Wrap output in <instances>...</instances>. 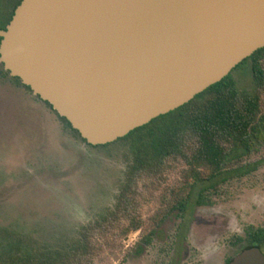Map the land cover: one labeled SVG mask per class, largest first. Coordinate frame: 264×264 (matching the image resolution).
<instances>
[{
    "label": "water",
    "instance_id": "95a60500",
    "mask_svg": "<svg viewBox=\"0 0 264 264\" xmlns=\"http://www.w3.org/2000/svg\"><path fill=\"white\" fill-rule=\"evenodd\" d=\"M264 46V0H20L0 63L92 146L189 101ZM229 264H264L256 246Z\"/></svg>",
    "mask_w": 264,
    "mask_h": 264
},
{
    "label": "rangeland",
    "instance_id": "374dc122",
    "mask_svg": "<svg viewBox=\"0 0 264 264\" xmlns=\"http://www.w3.org/2000/svg\"><path fill=\"white\" fill-rule=\"evenodd\" d=\"M16 2L0 0V28ZM231 74L239 88L251 87L248 63ZM14 79L0 71V249L7 254L72 239L81 225L112 208L126 167L123 141L85 143L47 103ZM262 106L264 112V95ZM241 162L248 170L217 184L208 193L210 203L198 211L220 216L214 225L223 224L224 237L247 227L264 228V146ZM168 178L178 180V171ZM150 201L147 207L153 211ZM204 227H196L200 237H208L206 229L201 231ZM139 235L137 229L123 237L120 250L105 249L97 264L122 262L123 251ZM148 259L124 258L122 264H150Z\"/></svg>",
    "mask_w": 264,
    "mask_h": 264
},
{
    "label": "trees",
    "instance_id": "16d2710c",
    "mask_svg": "<svg viewBox=\"0 0 264 264\" xmlns=\"http://www.w3.org/2000/svg\"><path fill=\"white\" fill-rule=\"evenodd\" d=\"M246 63L252 85L241 89L231 73ZM263 95L264 46L186 103L115 140L126 145V167L111 209L53 247L8 254L0 249V264H97L105 249L120 250V240L130 232L139 229V241L148 242L168 213L210 203L209 191L229 175L248 170L241 161L264 146ZM176 170L178 180L169 182ZM150 200L153 211L147 207ZM246 236L264 244V228H250Z\"/></svg>",
    "mask_w": 264,
    "mask_h": 264
},
{
    "label": "flooded vegetation",
    "instance_id": "af4514ba",
    "mask_svg": "<svg viewBox=\"0 0 264 264\" xmlns=\"http://www.w3.org/2000/svg\"><path fill=\"white\" fill-rule=\"evenodd\" d=\"M19 2L20 0H17L16 4L13 6L12 13ZM0 71L12 79L15 78L3 68L1 63ZM18 83L22 84L20 80ZM22 85L26 86L24 84ZM27 89L32 94L31 90L29 88ZM34 96L41 100L37 95ZM2 107L3 93H0V108L2 109ZM49 107L51 108V106ZM204 205L207 204L196 205L193 203L190 204L184 212L180 213L179 211H174L168 213L156 226L148 242L139 241V239H137L130 247L123 251L124 253L120 258L122 262L124 258L132 261H146L149 257L148 260L151 262L150 264H229L234 257L249 246L258 247L264 260V244L258 245L256 243L258 240L257 237L253 236L249 238L246 236V231H248L250 227L241 230V233H233L230 236L224 237L221 234V227H223V224L218 226L214 225L220 216L210 217L198 213ZM198 225L205 226L201 231L206 229V231L209 232L207 234L208 237L199 236L200 232L199 234L196 232L198 231L196 229ZM213 225L219 229L214 228ZM258 228L260 227L251 229L257 230ZM122 262H119V264H122Z\"/></svg>",
    "mask_w": 264,
    "mask_h": 264
}]
</instances>
